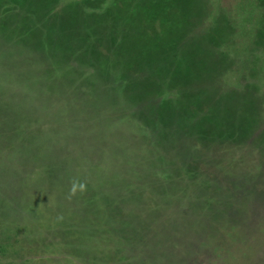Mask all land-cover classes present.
Instances as JSON below:
<instances>
[{
    "label": "rangeland",
    "instance_id": "374dc122",
    "mask_svg": "<svg viewBox=\"0 0 264 264\" xmlns=\"http://www.w3.org/2000/svg\"><path fill=\"white\" fill-rule=\"evenodd\" d=\"M208 7L198 14L196 37L204 28L212 35L209 25L220 11L231 17L222 15L221 24L233 34L213 33L218 42L231 39L234 49L254 32L264 36V0H210ZM13 43L28 62L0 63V250L21 257L0 258V264H192L200 245L219 247L232 232L233 245L259 251L253 262L264 264V225L250 242L243 237L264 215V162L255 149L232 160L229 198L225 207L216 204L207 191L215 177L188 184L178 177L198 144L174 136L173 120L166 125L154 110L144 116L158 126L150 133L163 139L159 146L147 141V132L131 121L136 117L125 90L100 78V54L88 41L68 31ZM260 53L264 71V48ZM226 59L221 80L246 83L232 64L237 57ZM258 95L264 116V87ZM74 182L85 190L70 196ZM227 209L233 214L223 216ZM221 230L224 240L211 244ZM197 262L226 264L205 250Z\"/></svg>",
    "mask_w": 264,
    "mask_h": 264
},
{
    "label": "trees",
    "instance_id": "16d2710c",
    "mask_svg": "<svg viewBox=\"0 0 264 264\" xmlns=\"http://www.w3.org/2000/svg\"><path fill=\"white\" fill-rule=\"evenodd\" d=\"M209 1L0 0V63L28 62L23 60L27 57L15 50L21 47L13 43L19 36L35 40L54 34L63 36L71 31L88 41L91 49L100 54V78L109 82L110 88L125 90L136 117L131 121L137 122L138 131L147 132V141L159 146L163 139L161 134L150 133L158 126L144 116L154 110L155 118L161 122L168 120L166 125L173 120L174 125L170 126L176 131L174 136H183L182 140L189 138L198 144L200 149L196 147L193 151L197 152L180 165L178 177L187 184L215 177L216 184L208 186L207 191L214 203L225 207L230 195L227 170L239 151L255 149L264 162V125L261 126L264 116L262 97L258 95L264 87V71L259 66L264 36L254 32L250 40L239 39L234 49L231 39L218 42L212 35L220 33L222 38L233 34L227 33V24H221L227 19L222 15L231 17L220 11L215 25H209L214 34L210 35L204 28L200 38L196 37L198 14L209 9ZM51 18L55 26L48 24ZM235 18H240V10ZM231 24L230 28L236 26ZM235 29L237 32L238 27ZM32 44L28 41L26 46ZM229 56L237 57L232 64L242 71L241 77L246 83L230 84L221 80V72L227 69L224 61ZM233 144L238 147L231 149ZM218 148L221 149L214 153ZM151 155L156 157V151H151ZM212 155H223L225 159L205 157ZM232 210L227 209L222 215L229 216ZM263 225L264 215H261L260 223L243 233L244 239L250 242V237ZM225 234L221 230L212 235L211 244L213 240H224ZM231 236L219 247L199 244V255L192 264H198L202 250L226 264H255L254 260L257 263L260 252L237 249L230 241L235 240V234L232 232ZM247 254L249 257L245 258ZM8 256L21 257L17 252L11 255L0 250V258Z\"/></svg>",
    "mask_w": 264,
    "mask_h": 264
},
{
    "label": "clouds",
    "instance_id": "9594fccd",
    "mask_svg": "<svg viewBox=\"0 0 264 264\" xmlns=\"http://www.w3.org/2000/svg\"><path fill=\"white\" fill-rule=\"evenodd\" d=\"M77 190H79L80 192H83L85 190V185L83 183L74 182L70 190V196H74Z\"/></svg>",
    "mask_w": 264,
    "mask_h": 264
}]
</instances>
